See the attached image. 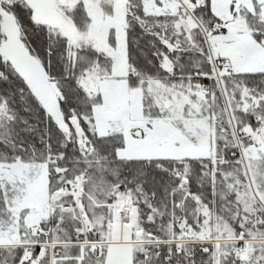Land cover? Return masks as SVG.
Listing matches in <instances>:
<instances>
[{"label":"snow or ice","instance_id":"1","mask_svg":"<svg viewBox=\"0 0 264 264\" xmlns=\"http://www.w3.org/2000/svg\"><path fill=\"white\" fill-rule=\"evenodd\" d=\"M0 264H264V0H0Z\"/></svg>","mask_w":264,"mask_h":264}]
</instances>
